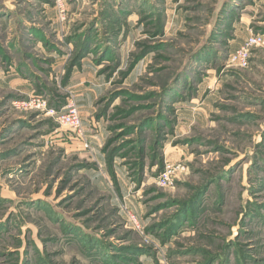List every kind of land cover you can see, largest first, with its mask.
<instances>
[{"label": "rangeland", "instance_id": "obj_1", "mask_svg": "<svg viewBox=\"0 0 264 264\" xmlns=\"http://www.w3.org/2000/svg\"><path fill=\"white\" fill-rule=\"evenodd\" d=\"M58 2L0 0V264H264V0Z\"/></svg>", "mask_w": 264, "mask_h": 264}, {"label": "built area", "instance_id": "obj_2", "mask_svg": "<svg viewBox=\"0 0 264 264\" xmlns=\"http://www.w3.org/2000/svg\"><path fill=\"white\" fill-rule=\"evenodd\" d=\"M57 6L60 8V13L62 14L63 10L61 9L58 0ZM263 45L264 36H261L259 34H250L237 49L230 53L228 57V65L232 67L245 68L247 66L251 50L254 47H260ZM27 107L46 111L48 113V116H51L53 119H55V121L59 125L68 127L76 131L78 136L84 139V135L82 132V121L74 102L69 101L68 104L64 107L63 112L50 110V108L47 107L45 101L38 100L31 101L29 104H25V108ZM83 146L86 148L88 147L86 143ZM184 169L185 166L182 164H173L166 162L164 164L162 172L157 178V185L161 188L169 187L172 180L180 175L184 171Z\"/></svg>", "mask_w": 264, "mask_h": 264}, {"label": "crops", "instance_id": "obj_3", "mask_svg": "<svg viewBox=\"0 0 264 264\" xmlns=\"http://www.w3.org/2000/svg\"><path fill=\"white\" fill-rule=\"evenodd\" d=\"M52 52H55V53H57L58 52V50L57 51H52ZM82 70V69H81ZM90 70H91V67H90ZM82 73H83V71H81Z\"/></svg>", "mask_w": 264, "mask_h": 264}, {"label": "trees", "instance_id": "obj_4", "mask_svg": "<svg viewBox=\"0 0 264 264\" xmlns=\"http://www.w3.org/2000/svg\"><path fill=\"white\" fill-rule=\"evenodd\" d=\"M73 62H74V61H73ZM73 62L71 63V66H72V64H74ZM73 66H75V65H73ZM166 93H167V92H166ZM166 93H165V94H166Z\"/></svg>", "mask_w": 264, "mask_h": 264}]
</instances>
